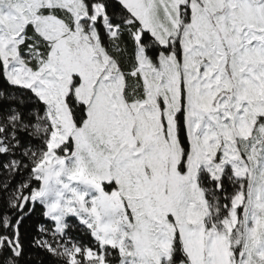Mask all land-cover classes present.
<instances>
[{"label":"snow or ice","instance_id":"obj_1","mask_svg":"<svg viewBox=\"0 0 264 264\" xmlns=\"http://www.w3.org/2000/svg\"><path fill=\"white\" fill-rule=\"evenodd\" d=\"M0 264H264V0H0Z\"/></svg>","mask_w":264,"mask_h":264}]
</instances>
